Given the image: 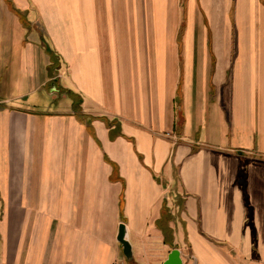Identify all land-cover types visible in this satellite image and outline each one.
I'll use <instances>...</instances> for the list:
<instances>
[{
	"label": "crops",
	"instance_id": "obj_1",
	"mask_svg": "<svg viewBox=\"0 0 264 264\" xmlns=\"http://www.w3.org/2000/svg\"><path fill=\"white\" fill-rule=\"evenodd\" d=\"M174 3L0 0V264H264V0Z\"/></svg>",
	"mask_w": 264,
	"mask_h": 264
},
{
	"label": "rangeland",
	"instance_id": "obj_2",
	"mask_svg": "<svg viewBox=\"0 0 264 264\" xmlns=\"http://www.w3.org/2000/svg\"><path fill=\"white\" fill-rule=\"evenodd\" d=\"M171 6H172V8H171L170 14L172 16V19L174 18V16H176L177 19H179V21L177 22V27H170L167 29V35H169V37H172V36L175 37L174 38L175 39V51L179 54V63L181 65L182 53H183V39H184V35L187 32L186 24H187V19H188L190 13H188L186 10L187 0H175V3L172 4ZM201 17H202V15L200 13L199 7L196 6L195 12H194V19L196 20V23H195L196 28H194V32H195L194 37L197 40V43L195 42V44L193 46L195 47V51L197 50L198 53H201L202 51L204 52V50H206L210 61L212 59V62H213L214 61V52L217 51V49H219V45L212 43L211 29L208 27L207 28L208 42L204 48V45L202 44L203 39H204V37L202 36V28L201 27L198 28L196 26L197 22L201 19ZM204 22H205V20H204ZM233 30L234 29H231L232 35L235 33V31H233ZM153 32H154V30L152 28H145V29L122 28V29H120V35L123 38L126 37L129 40L131 36H138L139 41H141L138 43H122L121 44V46L123 48L122 54L126 53V56L128 58H138V59L140 58L139 60L141 63V67L143 68L145 65H142V60L144 61V63L147 64L148 61L150 62L151 55L154 57V53H155V47L154 46L155 45L151 41L152 38L154 40V36H155V34ZM233 43L234 42H232V43L230 42V43H225V45H223L225 52L230 50V47H231L230 52L234 50L235 45ZM169 46H171V44ZM221 52H222V49H221ZM141 53H142V56H141ZM145 68H147V67H145ZM210 72H211V69H210ZM228 83L230 84V80L228 81ZM180 97H181V94H178L177 99H176L177 100L176 108L179 105H181V98ZM112 121H114V123L117 122L115 120H112ZM178 122L181 123V114L178 117Z\"/></svg>",
	"mask_w": 264,
	"mask_h": 264
},
{
	"label": "water",
	"instance_id": "obj_3",
	"mask_svg": "<svg viewBox=\"0 0 264 264\" xmlns=\"http://www.w3.org/2000/svg\"><path fill=\"white\" fill-rule=\"evenodd\" d=\"M117 240L122 244L123 252L128 260L133 259V248L132 243L128 237V230L126 223L121 222L119 224ZM183 258L181 255V250L177 247L172 248L167 258L164 260L163 264H183ZM194 264H197L194 262Z\"/></svg>",
	"mask_w": 264,
	"mask_h": 264
},
{
	"label": "trees",
	"instance_id": "obj_4",
	"mask_svg": "<svg viewBox=\"0 0 264 264\" xmlns=\"http://www.w3.org/2000/svg\"><path fill=\"white\" fill-rule=\"evenodd\" d=\"M69 96L74 98V101H78V97L75 95L74 92H72L69 89H63ZM108 126L111 128L110 129V133H111V137H114L117 134H122L120 131H115L114 129H112V125L114 124V121H110L109 119L105 118ZM121 206H122V200H121Z\"/></svg>",
	"mask_w": 264,
	"mask_h": 264
}]
</instances>
